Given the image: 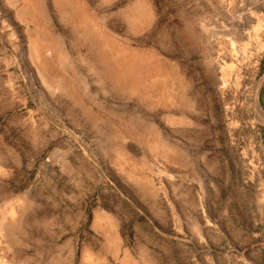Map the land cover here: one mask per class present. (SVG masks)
I'll return each instance as SVG.
<instances>
[{
    "label": "rangeland",
    "instance_id": "1",
    "mask_svg": "<svg viewBox=\"0 0 264 264\" xmlns=\"http://www.w3.org/2000/svg\"><path fill=\"white\" fill-rule=\"evenodd\" d=\"M261 1L0 0V264H264Z\"/></svg>",
    "mask_w": 264,
    "mask_h": 264
},
{
    "label": "crops",
    "instance_id": "2",
    "mask_svg": "<svg viewBox=\"0 0 264 264\" xmlns=\"http://www.w3.org/2000/svg\"><path fill=\"white\" fill-rule=\"evenodd\" d=\"M111 239H112V238H109V237H108L107 244H109L110 242H112ZM84 255L87 257L86 259H89L90 256H91V259H92V256H93V255L91 254V252H84Z\"/></svg>",
    "mask_w": 264,
    "mask_h": 264
},
{
    "label": "bare ground",
    "instance_id": "3",
    "mask_svg": "<svg viewBox=\"0 0 264 264\" xmlns=\"http://www.w3.org/2000/svg\"><path fill=\"white\" fill-rule=\"evenodd\" d=\"M257 1L262 2L261 0H257ZM263 10H264V8H263Z\"/></svg>",
    "mask_w": 264,
    "mask_h": 264
}]
</instances>
